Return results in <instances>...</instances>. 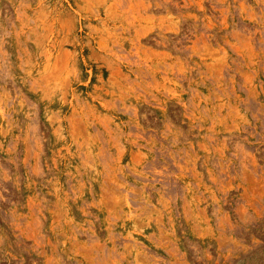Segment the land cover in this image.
<instances>
[{
  "label": "rangeland",
  "instance_id": "1",
  "mask_svg": "<svg viewBox=\"0 0 264 264\" xmlns=\"http://www.w3.org/2000/svg\"><path fill=\"white\" fill-rule=\"evenodd\" d=\"M0 264H264V0H0Z\"/></svg>",
  "mask_w": 264,
  "mask_h": 264
}]
</instances>
